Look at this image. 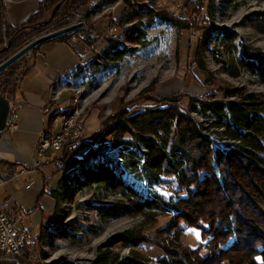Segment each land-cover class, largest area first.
I'll use <instances>...</instances> for the list:
<instances>
[{
	"label": "trees",
	"instance_id": "obj_1",
	"mask_svg": "<svg viewBox=\"0 0 264 264\" xmlns=\"http://www.w3.org/2000/svg\"><path fill=\"white\" fill-rule=\"evenodd\" d=\"M88 1L41 0L38 9L20 26L5 24L4 29L0 13V64L20 50L34 33L52 23L57 22L56 28H60L62 23L66 25L68 21L64 18ZM123 1L125 9L116 22L118 25L130 21L142 24L145 17V24L149 26L157 17L175 27L177 34L192 26V22L183 16V8L195 13L193 6L196 5L200 13L203 6L201 0H187L183 8L158 6L153 9L149 4L160 0ZM97 9L98 6L89 12ZM48 11L49 19L41 21ZM246 19L253 28L264 32V11L252 13ZM204 27L198 41L199 48L205 45L211 31L229 39L230 43L234 39L230 30ZM124 31L126 42L133 44L141 42L145 35L139 25ZM70 34L65 33L52 40L67 42ZM241 50L237 60L240 70L249 71L264 83V52L252 51L245 46ZM125 52L126 47L116 38L108 37L106 47L92 57L89 65L107 62L108 59L118 60ZM197 53L199 58V50ZM14 64L0 72V93H7V100L14 95L18 81L30 68L25 64L15 74ZM229 73L237 76L236 71L229 70ZM222 93V98H217L214 92L202 99L191 96L186 108L179 105L176 95L156 99L155 104H147L140 111L119 108L101 122L76 167H68L64 172L60 181L63 190L71 187L74 191L95 183L127 197L132 207V210L128 208L129 212H139L147 207L170 211L174 218L159 229L160 233L169 234L170 239L156 240L163 251V256L157 261L159 264H262L258 258L264 261V95L251 92L241 95L236 88L224 89ZM238 94V98L230 99V96ZM59 114L57 109L49 116V122ZM210 130H221L223 139L230 142L215 143L209 136ZM107 136L111 139L103 142ZM97 141L98 145H93ZM136 171L144 174L146 180L142 179L151 187L158 184L160 176L172 177L179 193L175 201H162L155 194L150 197L133 191L126 174ZM94 207L108 215L125 212L111 206L96 204ZM181 224L198 229L206 242L194 249L182 246L179 241ZM51 226L41 223L39 237L45 230L56 239L64 236V232L60 234L53 226L51 230ZM110 240V244L122 241L130 245L151 241L139 233L128 231L115 234ZM202 247L207 249L204 255L199 251ZM135 258L124 262L147 264ZM93 264H107V258L98 255Z\"/></svg>",
	"mask_w": 264,
	"mask_h": 264
},
{
	"label": "rangeland",
	"instance_id": "obj_2",
	"mask_svg": "<svg viewBox=\"0 0 264 264\" xmlns=\"http://www.w3.org/2000/svg\"><path fill=\"white\" fill-rule=\"evenodd\" d=\"M40 1L36 0L38 4ZM186 1L160 0L149 5L153 9L158 6L175 9L176 7L183 8ZM192 1L197 2L198 0ZM201 1L203 6L200 13L197 10L199 6L196 5L193 6L196 9L195 13L183 8V16L192 22V26L180 34H177L175 27L171 24L162 22L157 17L149 26L145 24V17L142 19V24L130 21L118 25L116 22L125 9L123 0H89L77 6L69 16L64 18L68 21L66 25L62 23L60 28H56L57 22L52 23L34 33L24 42L26 45L62 27L78 24L74 32H68L71 34L67 42L79 53V63L106 47L108 37L116 38L126 47V52L120 59H108L107 62L90 66L92 73L86 81L84 91L77 93L62 91L59 98L52 102L53 113L55 112L54 105L66 106L64 112H60L59 109L60 114L54 118L55 120L62 115L73 113L75 108L83 105L78 122L83 137L74 143V146L77 145L80 148L73 153L71 151L74 146L69 149L64 148L58 153L49 152L45 160L40 163V166L45 163H53L55 166L56 171L50 176V182H56L68 167H76L85 152V146L87 149V143H90L101 122L119 108L127 107L133 111H140L147 104H155L156 99L174 95L179 97V105L186 108L191 96L202 99L205 95L214 92L217 98H222L224 97L222 91L232 88L239 89L241 95L248 92L264 95V83H261L256 75L249 71H241L237 65L242 46L252 51L264 52V32L253 28L246 19L252 13L264 11V0ZM59 4L60 1L57 5ZM97 6V11L89 12ZM37 9L38 5L35 11ZM49 16L50 11L44 14L41 21L49 19ZM5 24H7L6 20L2 17L3 29ZM134 25H139L145 35L141 42L133 44L126 42L124 29ZM204 26L224 31L230 30L234 39L230 43L229 39L221 35L217 36L216 32L211 31L205 45L199 48L198 41L204 33ZM72 37H76V40L71 41ZM88 49L93 55L89 54ZM198 50L199 58H197ZM33 52L30 50L15 61L12 66L15 74L28 63V56ZM229 70L236 71L237 76H233ZM3 96L9 97L7 93ZM239 96V94L230 96V99ZM192 115L199 121L201 120L199 116ZM221 130L218 132L210 130V135H208L215 143H229L230 140L223 139ZM203 133L207 134L205 131ZM110 139L111 137L107 136L103 142H108ZM98 143L97 141L93 145L97 146ZM140 150L144 151L142 148ZM65 154L67 157L64 158ZM127 173L129 184L136 193L150 195V197L155 194L158 199L168 202L175 201L176 195L179 194L177 183L170 176H160L158 184L151 187L145 181L146 178L143 177L142 172ZM110 189H105L95 183L74 189V191L71 187L65 191L62 185L58 187V195L55 196V211L52 216L47 217V222L42 221V223L52 225L60 234L64 232L62 234L64 236L56 239L51 237V232L45 230L43 235L48 238V248L45 251L40 248L35 249L37 260L31 262L24 259L23 262L25 264H93L98 255H104L107 258V264H126L125 259L135 258V256L147 264H159L157 261L163 256V251L156 240L170 239L169 234H162L159 229L172 221L174 216L170 211L148 207L139 212H129L128 208L132 210L131 201L120 192ZM96 204L117 207L125 212L118 215L104 214L94 207ZM52 226L51 230H53ZM181 227L182 236L179 241L182 246L194 249L206 242V238H202L198 229L183 224ZM125 231L139 233L146 240L151 241H144L138 245H130L122 241L109 243L113 235ZM199 251L203 255L207 253L205 247ZM43 258H47L48 261L41 262ZM258 260L264 264L260 258Z\"/></svg>",
	"mask_w": 264,
	"mask_h": 264
},
{
	"label": "crops",
	"instance_id": "obj_3",
	"mask_svg": "<svg viewBox=\"0 0 264 264\" xmlns=\"http://www.w3.org/2000/svg\"><path fill=\"white\" fill-rule=\"evenodd\" d=\"M1 2L0 13L11 26L22 23L35 12L38 5L36 0ZM79 56L76 49L65 41L49 39L39 45L32 55L28 56L27 64L30 68L20 78L14 95L10 97L12 102L21 104L16 120L17 127L11 132L0 133V160L11 169L6 185L0 186V204L7 203L26 209L28 213L25 223L35 230H40L42 221L47 222V217L53 215L55 195H58L57 190L61 186L64 172L56 182H50V176L56 171L53 163H45L38 169H33L29 163L37 158L34 145L39 132L45 130L53 133L58 128V121L52 119V122H49V116L43 111L50 98L52 78L76 67L79 64ZM53 107L55 111L60 109L61 112L66 106L59 104ZM78 148L80 146L75 145L71 153ZM84 150H87L86 146ZM27 184L30 185L28 189L25 187Z\"/></svg>",
	"mask_w": 264,
	"mask_h": 264
},
{
	"label": "built area",
	"instance_id": "obj_4",
	"mask_svg": "<svg viewBox=\"0 0 264 264\" xmlns=\"http://www.w3.org/2000/svg\"><path fill=\"white\" fill-rule=\"evenodd\" d=\"M81 36V35H79ZM75 41L76 37H72L71 41ZM89 54L93 53L90 49ZM93 56L87 57L84 61H81L76 67L57 74L52 78L50 85V99L44 106L43 111L46 115H51L52 102L59 98L62 91L77 93L84 91L86 87V81L89 75L92 73L89 59ZM87 61V62H86ZM81 69H78L79 66ZM8 111L2 131L11 132L17 127V115L21 107L20 103L8 101ZM83 107V105H82ZM82 107L74 109L73 113L68 115H62L58 117V128L53 133H45L41 131L36 139L34 150L37 158L30 161L29 166L33 169H38L40 163L45 160L48 153H58L64 148L69 149L74 146V143L78 141L82 135L81 126L78 123L79 117L83 111ZM26 166V165H24ZM11 175V169L9 166L0 163V186L6 185L7 177ZM127 179V177H126ZM129 182V180L127 179ZM29 184L25 185L28 189ZM28 211L26 209L17 208L7 203L0 204V263L2 264H25L23 261L37 260V254L35 249L46 250L48 248V238L46 235L39 237V230H33L29 228L26 223V215ZM44 259V258H43ZM41 262H47V258ZM43 264V263H42Z\"/></svg>",
	"mask_w": 264,
	"mask_h": 264
},
{
	"label": "water",
	"instance_id": "obj_5",
	"mask_svg": "<svg viewBox=\"0 0 264 264\" xmlns=\"http://www.w3.org/2000/svg\"><path fill=\"white\" fill-rule=\"evenodd\" d=\"M78 24H72L67 27H62L61 29H58L56 31H53L51 33H48L46 35H43L41 37H38L32 41H30L28 44L24 45L20 50L12 54L10 57H8L6 60H4L0 64V72L6 69L9 65H11L13 62L18 60L20 57L28 53L31 49H33L35 46L44 43L46 41H49L63 35L65 33L71 32L78 28ZM8 100L0 93V133L2 132L4 128V121L6 119L7 111H8Z\"/></svg>",
	"mask_w": 264,
	"mask_h": 264
}]
</instances>
